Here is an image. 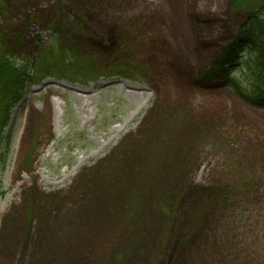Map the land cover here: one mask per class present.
I'll return each instance as SVG.
<instances>
[{
	"label": "rangeland",
	"instance_id": "1",
	"mask_svg": "<svg viewBox=\"0 0 264 264\" xmlns=\"http://www.w3.org/2000/svg\"><path fill=\"white\" fill-rule=\"evenodd\" d=\"M0 2L19 60L60 44L106 71L123 59L143 68L26 87L0 154V264H264V105L199 77L246 11L232 0ZM201 188L210 197L197 209Z\"/></svg>",
	"mask_w": 264,
	"mask_h": 264
},
{
	"label": "trees",
	"instance_id": "2",
	"mask_svg": "<svg viewBox=\"0 0 264 264\" xmlns=\"http://www.w3.org/2000/svg\"><path fill=\"white\" fill-rule=\"evenodd\" d=\"M0 7L4 9L3 6ZM231 10L246 11L247 20L224 45L208 70L199 77L208 81L223 80L224 85L241 98L261 106L264 105V58L259 54L263 49L264 0H232ZM6 43L0 34V154L4 130L11 120L12 108L22 100L26 87L35 84L36 77L42 78L39 75H56L87 83L102 76L138 78L143 73V68L132 59H117V66L111 71H106L97 66L95 56L80 54L76 48H66L60 44L58 55L54 47L43 46L41 53L30 62L19 60L16 55L10 53ZM237 73H250L254 76V81L244 83L240 76H236ZM9 141L7 146L10 145ZM201 193L202 188L195 192L196 196L192 194L189 198L196 202L197 209L199 202H204L202 198H205L207 203L210 197ZM228 198L229 196L226 200Z\"/></svg>",
	"mask_w": 264,
	"mask_h": 264
},
{
	"label": "bare ground",
	"instance_id": "3",
	"mask_svg": "<svg viewBox=\"0 0 264 264\" xmlns=\"http://www.w3.org/2000/svg\"><path fill=\"white\" fill-rule=\"evenodd\" d=\"M48 90H49L50 92H55V91H57V90L55 89V87L52 86V85H49V86H48ZM29 125H30V116H28L27 122H26V124H25V128H24L25 131L29 128ZM81 166H82V164H81Z\"/></svg>",
	"mask_w": 264,
	"mask_h": 264
}]
</instances>
